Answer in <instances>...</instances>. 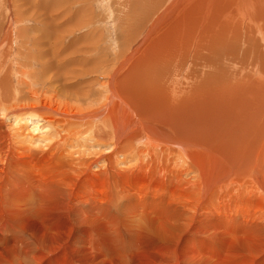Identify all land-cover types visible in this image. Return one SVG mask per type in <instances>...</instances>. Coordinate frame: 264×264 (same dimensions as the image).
<instances>
[{
	"label": "bare ground",
	"instance_id": "1",
	"mask_svg": "<svg viewBox=\"0 0 264 264\" xmlns=\"http://www.w3.org/2000/svg\"><path fill=\"white\" fill-rule=\"evenodd\" d=\"M143 3L135 26L147 27L99 106L78 115L55 104H8V80L0 83V221L12 233L8 246L0 238V264H264V0ZM68 12V27L82 23L81 9ZM3 15L0 46L13 36ZM159 65L166 75L158 77ZM38 112L65 119L49 116L66 135L39 132ZM88 123L95 129L79 127ZM82 131L112 143L110 152L84 147L87 135L67 142ZM85 151L94 155L79 161ZM16 186L26 199L7 209ZM48 189L65 196L55 213L40 206ZM81 205L95 211L88 216L97 226L73 223L71 212L87 213ZM31 219L38 229L24 242Z\"/></svg>",
	"mask_w": 264,
	"mask_h": 264
},
{
	"label": "rangeland",
	"instance_id": "2",
	"mask_svg": "<svg viewBox=\"0 0 264 264\" xmlns=\"http://www.w3.org/2000/svg\"><path fill=\"white\" fill-rule=\"evenodd\" d=\"M43 1L44 0H18L13 3V0H6L5 5L4 2L0 1V13L4 12L3 16L6 19L11 17L13 20V22L11 20L10 25L11 31L8 32V34L13 35V40L11 39L8 42L5 40L3 45L0 46V83L8 80L10 96H12L11 98L9 97L10 100L8 98L5 101L8 104L9 102L10 104H13L12 100H16L18 105H24L27 103L33 105L44 104L42 105L44 108H41V110L47 109L50 111L52 110L48 109V106H53V104L56 105L58 110L61 107L66 106L71 108L74 113L80 115L91 109V107H97L103 102V99L98 98V96L100 97L101 94L103 96L108 92L107 84L110 76L124 57L128 55L133 45L136 46V43L138 42L137 40L140 39V36L143 33L142 31L147 27L146 26L141 31H138L136 30L135 23L139 18L138 15L143 13V2L147 4L149 0H59V4L56 6L53 5L51 8H46L47 5L46 7L43 6ZM46 1L45 4L50 6V3ZM77 9L82 10V23H79V25L76 23L77 25L74 27H68L67 24H70V22H67L66 18V16L70 15L68 10L71 12L76 11ZM17 11H20L22 15L20 16L19 22L17 21L16 23L15 13ZM125 12L129 13L126 14ZM1 18L3 19V17ZM128 24L132 27L130 26V28H127L129 27ZM123 26L125 27L123 28ZM20 28H24V32L25 30L27 31L24 33V37L21 38L22 40L20 37H17V32ZM35 39H37L39 43L37 46L33 43ZM1 49L3 50L2 54ZM44 54H47V56ZM48 63H50L52 69H42V66L46 67V65H49ZM188 67L189 66L184 65L181 72L176 75V80L179 83L182 82V74ZM4 75H6V77H3ZM164 75H166L164 68L162 65H159L158 77ZM121 76L117 78L116 82ZM122 78L120 81H122ZM131 83L132 82L128 80L126 87L129 94L135 96L134 90L129 87V84ZM114 87L116 88L115 85ZM118 93L122 95L121 92L118 91ZM1 98L4 100V98L0 96V102H2ZM113 102L117 103L118 100H113ZM17 104L14 103L13 105ZM134 104L135 107L141 109L140 104L136 100H134ZM36 114L38 118L34 121L40 125L39 132H53L62 137L66 135L61 127L56 123L50 122L51 119L49 116L51 117V114L43 112H38ZM3 118H5V116ZM104 118H110V115L108 114ZM56 119L64 123L66 121L62 117H57ZM103 120L106 121L105 119ZM79 127L90 130L95 129L94 125L90 123L80 125ZM109 129L112 130V132L110 131V133H108L110 135L108 138L113 143V128L110 125ZM104 130L109 132L106 127H104ZM74 134L67 139V142H70V139L74 140L73 138L87 135L90 137V141L87 143L84 142L83 144L84 147L90 145V147L87 148L89 150L97 149L92 152L100 151L102 148H105L103 151L105 152L113 147V144H110L108 141L102 142L99 138L97 141L92 140V138H96V136L91 135V137L89 131H82L78 134ZM48 139L57 140L58 137L51 136ZM98 142L101 144H97ZM85 152L87 155H84L83 153H75L76 156L79 154L80 157H77L78 159L80 158L79 161L86 159L90 155H94L90 151ZM136 153L137 146H135L133 153H130L129 156L136 157ZM98 154L99 153H97V155ZM118 157L125 158V154L118 153ZM97 167H100V165L95 164L93 169H96ZM186 167V165H182L181 168L185 169ZM48 190V197L42 196L40 191V195L43 199H40V206L45 205L46 208L48 207L55 213L65 200V196L62 192H57L51 189ZM11 192L12 191H7L8 195L6 194L3 200V203L5 204L3 205L7 209L19 205V202L26 199V194L18 186H16L13 193ZM50 193L52 196H50ZM8 199L14 200L9 201ZM7 203H9V205ZM70 205L77 206V204ZM78 205L80 206V203H78ZM81 206L87 209V213H82L81 216L78 215V217L75 215V212H71L70 215H73H71L73 223L81 229L83 227L87 228V226H97V224L94 223V220L91 219V216L93 213L95 214V211L89 205ZM88 215L91 216L89 217ZM118 215H121L120 211L118 212ZM3 223V221H0V238L4 239L5 243H7L6 246H8L12 238L10 237L12 236V233L8 232L6 227L3 226ZM25 226L27 228L25 227L23 229V232L25 233L23 238L27 239L24 240V242L33 239L34 230L37 231L38 229V224L32 219L31 222L25 224ZM199 261V264H205L203 258Z\"/></svg>",
	"mask_w": 264,
	"mask_h": 264
}]
</instances>
